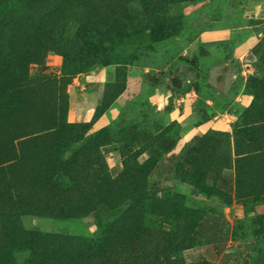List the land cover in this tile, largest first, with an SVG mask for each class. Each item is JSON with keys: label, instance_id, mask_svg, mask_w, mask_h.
<instances>
[{"label": "rangeland", "instance_id": "obj_1", "mask_svg": "<svg viewBox=\"0 0 264 264\" xmlns=\"http://www.w3.org/2000/svg\"><path fill=\"white\" fill-rule=\"evenodd\" d=\"M65 6L55 24L34 27L33 42L0 7V46L12 52L0 95L22 103L0 114V132L27 134L14 143L33 137L18 150L1 146L0 178L25 175L28 168H12L23 152L37 167L34 181L43 180L39 167L49 180L70 175L76 199L113 182L123 194L114 209L23 215V227L93 239L125 210L160 230L145 245L159 240L174 261L264 264V197L258 233L248 218L264 192V0ZM60 122L86 123L88 136L64 147L54 132ZM36 150L42 160L30 157Z\"/></svg>", "mask_w": 264, "mask_h": 264}, {"label": "trees", "instance_id": "obj_2", "mask_svg": "<svg viewBox=\"0 0 264 264\" xmlns=\"http://www.w3.org/2000/svg\"><path fill=\"white\" fill-rule=\"evenodd\" d=\"M65 1L0 0V7H7L16 16V18L9 17L7 20L15 21L17 25L23 24V27H20L27 32L28 42H33L38 36L35 35L34 27L40 25L48 27L49 23L55 24L61 13L67 10ZM20 27L14 29L18 30ZM25 27L30 29L27 30ZM43 33L47 34L45 31ZM41 37L44 38L42 34ZM11 57V49L0 46V80L5 82L8 78ZM21 107L22 103L18 99L0 95L1 115L16 111ZM87 131L88 124L81 122H60L54 128V132L64 138V147L74 145L88 136ZM25 135L27 134L6 138L0 132V150L4 143L14 149H20L26 141L33 137L19 139L16 143L13 140ZM46 154V158L56 162L53 149H49ZM30 157L42 160L39 150L31 153ZM15 158L12 168L28 169L25 175L13 173L10 178H0V191L5 192L0 196V232H2L0 234V264H134L146 255L151 258V264H209L204 261L182 262L169 259L168 250L161 246L157 239L150 243L152 247L150 244L145 245L150 240L149 237L157 238L156 235H159L160 230L147 225L144 220H137L136 216L127 215L125 210L111 221L101 223L93 239L73 238L25 229L21 223L23 215L76 217L94 209L99 203L114 209L120 206L123 193H120L121 189L118 188L117 183L113 182L103 191L95 189L84 199H76L73 195H75L77 183L70 178V175L55 172L53 174L58 175L57 178L49 180L50 170L39 167L41 170L38 172L43 180L39 179V182H36L30 173L33 168L37 167L26 161L23 152H19ZM21 181L24 182L21 183ZM257 196L258 198H255L250 207L253 214L248 216L256 226V233L260 225L256 207L258 200L264 197V192L261 190ZM135 203L133 201L130 207L136 205ZM133 210L132 208L130 211Z\"/></svg>", "mask_w": 264, "mask_h": 264}]
</instances>
